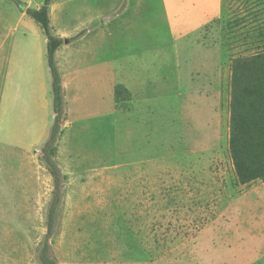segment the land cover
<instances>
[{
	"label": "rangeland",
	"instance_id": "obj_1",
	"mask_svg": "<svg viewBox=\"0 0 264 264\" xmlns=\"http://www.w3.org/2000/svg\"><path fill=\"white\" fill-rule=\"evenodd\" d=\"M83 1L116 10L102 49L128 95L65 138L90 183L62 182L59 264H264V183L239 186L228 153L230 63L259 43L264 0ZM0 11L3 39L19 7ZM1 161L0 264H39L53 178L41 152Z\"/></svg>",
	"mask_w": 264,
	"mask_h": 264
},
{
	"label": "crops",
	"instance_id": "obj_2",
	"mask_svg": "<svg viewBox=\"0 0 264 264\" xmlns=\"http://www.w3.org/2000/svg\"><path fill=\"white\" fill-rule=\"evenodd\" d=\"M76 1L78 6H71L72 0H53L49 10L55 34L64 40L55 55L65 114L55 160L61 173L68 177V189L78 184L87 187L90 182L83 177L89 181L90 177L73 170L75 160H70L72 155L65 146L67 134L91 132L96 125L100 133L103 113L116 115L118 104L114 96L118 72L116 67L112 70L111 63H106L110 57L102 49V41L106 39L104 27L112 20L108 15L116 10L112 4L111 9H103L101 2L94 1L91 7L88 2ZM24 4L29 8L42 5ZM3 20L6 15L0 11V23ZM29 20L33 21L19 9L17 22H8L10 28L0 39V160L18 158L20 168L24 159L40 152L54 121L47 41L40 27ZM101 174L99 170V184ZM39 179L37 176L35 201H41Z\"/></svg>",
	"mask_w": 264,
	"mask_h": 264
},
{
	"label": "trees",
	"instance_id": "obj_3",
	"mask_svg": "<svg viewBox=\"0 0 264 264\" xmlns=\"http://www.w3.org/2000/svg\"><path fill=\"white\" fill-rule=\"evenodd\" d=\"M12 1L40 27L47 41L46 57L51 75L54 121L40 152L53 178L54 190L47 211V233L37 248L36 258L39 264H59L50 239L55 234L58 214L63 206L62 182L66 178L55 160L57 141L65 121L63 88L55 55L64 40L55 34L51 26L49 10L53 0H42L39 8H29L22 2ZM261 28L263 26L253 30L259 31L256 32L259 43L252 46L254 51L249 55L237 56L230 63L228 153L234 180L239 186L264 183V29ZM127 95L128 91L121 86L115 87L117 103Z\"/></svg>",
	"mask_w": 264,
	"mask_h": 264
}]
</instances>
